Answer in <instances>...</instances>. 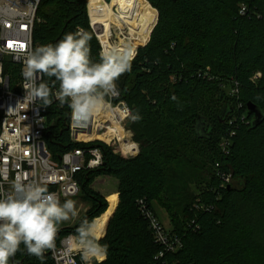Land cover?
I'll return each instance as SVG.
<instances>
[{"label":"trees","instance_id":"16d2710c","mask_svg":"<svg viewBox=\"0 0 264 264\" xmlns=\"http://www.w3.org/2000/svg\"><path fill=\"white\" fill-rule=\"evenodd\" d=\"M141 3L157 12L158 23L155 26V20L145 46L129 43L135 53L139 48L138 54L131 71L117 81L122 99L142 117L128 126L140 151L126 159L99 145L103 165L77 176L80 195L92 205L81 221L110 217L100 241L108 247L103 264H264V116L256 122L248 112L253 103L264 115V0ZM39 17L36 47L83 29L92 34L90 60L100 62L101 46L89 25L87 0H43ZM44 81L58 90L46 76ZM228 83L230 91L236 87L238 93L227 92ZM67 112L55 99L47 108L48 143L55 158L79 148L70 140ZM241 115L250 124L240 123L230 155L223 156L220 142L234 129L229 121ZM183 148L205 157L212 167L221 164L232 182L230 189L221 188L216 173L207 169V187L184 207L180 218L174 202L167 200L169 190L165 192L169 168L179 165ZM102 176L119 182L118 192L107 199L93 188ZM138 200H146L154 214L153 202H158L172 215V232L183 241L180 251L155 258L162 247L154 242ZM80 222L60 229L58 240L75 234ZM9 264L53 260L50 249L42 259L18 251Z\"/></svg>","mask_w":264,"mask_h":264},{"label":"built area","instance_id":"2783aa9c","mask_svg":"<svg viewBox=\"0 0 264 264\" xmlns=\"http://www.w3.org/2000/svg\"><path fill=\"white\" fill-rule=\"evenodd\" d=\"M42 1L0 0V79L3 80V83H0V192H9V181L19 175L26 181L36 179L45 183L48 190L56 193L63 201L66 198L75 199L80 196L81 185L77 179L79 173L95 170L103 165L100 144L108 146L114 154L126 159L136 158L139 154V146L134 143L133 134L128 128L131 108L122 99L118 89V95L108 99L109 109L94 116L84 128L72 127L70 108L67 103L61 105V109L64 107L68 109L66 120L70 140L79 145V148L67 151L58 158L54 157L48 143L50 129L47 109L37 111L36 105L23 101L24 78L21 72L28 53L36 47L34 34L37 25L41 22L39 11ZM89 3L90 0H87L88 21L101 46L102 57L105 54L102 38L104 33L101 24H94L92 21ZM94 10L97 16L101 12L100 8ZM246 11L247 6L243 5L241 13L245 14ZM117 33L114 30L107 41L117 45L120 42ZM138 49L134 59L137 57ZM260 77L261 74H258L257 78ZM241 107L242 105L239 106ZM240 123H249L246 115L229 121V126L234 129L222 139L221 155H230L232 138L236 136ZM127 142L137 145V149L131 148L127 151L125 149ZM215 168L216 176L221 181V188H227L232 182V174L223 172L219 163H216ZM138 205L149 222L154 242L162 247V251L155 258L159 259L166 253L180 251L183 248L181 237L163 226L146 200H138ZM74 235L69 234L59 240L57 235L56 245L50 249L53 264H82L78 252L68 251V245ZM105 261L106 259L98 264H103Z\"/></svg>","mask_w":264,"mask_h":264},{"label":"clouds","instance_id":"9594fccd","mask_svg":"<svg viewBox=\"0 0 264 264\" xmlns=\"http://www.w3.org/2000/svg\"><path fill=\"white\" fill-rule=\"evenodd\" d=\"M91 40V33L78 29L65 33L55 44L32 49L21 72L23 101L36 105L37 111L47 109L54 99L61 105L67 103L74 128L87 127L94 116L107 111L108 99L118 95L117 81L131 71L135 53L130 47L112 48L100 62H92ZM45 76L53 85L58 84V90L53 91L44 81ZM129 111L132 121L142 119L138 111ZM9 189L7 193L0 192V264H9L18 251L42 259L47 250L55 247L61 225L79 216L77 201H61L45 183L26 181L19 175L9 181ZM68 251L78 252L82 264L107 259L108 247L100 242L95 219L80 222Z\"/></svg>","mask_w":264,"mask_h":264},{"label":"rangeland","instance_id":"374dc122","mask_svg":"<svg viewBox=\"0 0 264 264\" xmlns=\"http://www.w3.org/2000/svg\"><path fill=\"white\" fill-rule=\"evenodd\" d=\"M143 12L147 15L146 18L147 25L145 26L142 35L137 37L135 36L133 37L134 39L131 40L132 43L136 42V46L140 45L141 47L145 46V44H147V42L150 40L149 38L151 37L150 35L152 33V30L158 23L157 22L158 18L156 20L157 12L155 14L154 12L147 11L145 8H143ZM155 20H156V24H155ZM126 35H128L127 37L131 36L128 34V32L118 34V36L120 37V41L122 39L125 41L124 36ZM129 43L126 42L127 47H130L132 49ZM231 86L232 85L228 83L226 86H224V89H226L228 92L231 90ZM236 91H238V89L235 87L230 92L231 94H236L237 93ZM130 123L132 124L133 121L131 120ZM186 149L187 148H183V153L181 154V156H179L181 158V159L179 158L180 159L179 165L175 164L174 166H170L169 168L168 176L170 181L168 184V188L165 192L167 194L169 190V195L167 196L168 198L167 200L171 199L172 202H174L175 209L178 210L177 212L179 213L178 215L180 218L183 217L182 212L184 211L183 210L184 207H186L187 204L192 202L194 197L200 196V194L202 193L201 191L205 190V188L207 187L206 183L208 182L209 179V173H208L209 171L207 169H212V174H214V172L216 173V168H215L216 165L212 167L210 163L207 162L205 157H202L200 155L197 156L195 155L196 153H194L191 149L189 150ZM188 158L191 159L190 162L189 160H187ZM118 184L119 182L117 179L109 176L108 177L102 176L96 179V181L93 184V188H95L96 191L104 195L107 199V196L109 194L118 192ZM164 199H166V197H164ZM74 200L77 201L79 216L71 221L63 223L60 229L67 227L69 228V226L76 225L82 220L83 216H85L91 210L92 205L91 203H89L90 201L85 199L82 195L75 198ZM153 206H154V210L156 211L155 214L159 218L163 226L167 228L168 231L170 232L173 231L175 226L172 221V215L167 210H165V208L162 205H160L158 202H153ZM109 220L110 217L108 216V221H107L108 224H109ZM105 236L106 234L104 235V237Z\"/></svg>","mask_w":264,"mask_h":264},{"label":"bare ground","instance_id":"6f19581e","mask_svg":"<svg viewBox=\"0 0 264 264\" xmlns=\"http://www.w3.org/2000/svg\"><path fill=\"white\" fill-rule=\"evenodd\" d=\"M91 19L94 24H101L102 32L104 33L103 44L105 54L109 49L119 47L121 50L127 48L126 42H131L133 37L143 34V30L147 24V15L143 12L144 6L141 0H90ZM96 8H100V14L95 13ZM117 34L128 32L130 37L124 36L117 45L107 41V38L112 36L113 31ZM123 36V35H121ZM137 149V145L132 142L126 143V150ZM107 216L96 218L100 228V239H102L107 229Z\"/></svg>","mask_w":264,"mask_h":264},{"label":"water","instance_id":"95a60500","mask_svg":"<svg viewBox=\"0 0 264 264\" xmlns=\"http://www.w3.org/2000/svg\"><path fill=\"white\" fill-rule=\"evenodd\" d=\"M157 25V24H156ZM248 112H251L255 115V118H256V122L257 121H260V119L264 116L263 115V112H261V110H259L257 108L256 105H254L253 103H249L248 104ZM228 189H230V185L228 186ZM113 216V215H112ZM112 219V218H111Z\"/></svg>","mask_w":264,"mask_h":264},{"label":"snow or ice","instance_id":"6c2138e0","mask_svg":"<svg viewBox=\"0 0 264 264\" xmlns=\"http://www.w3.org/2000/svg\"><path fill=\"white\" fill-rule=\"evenodd\" d=\"M9 47H11V43H9Z\"/></svg>","mask_w":264,"mask_h":264},{"label":"crops","instance_id":"0c3cea01","mask_svg":"<svg viewBox=\"0 0 264 264\" xmlns=\"http://www.w3.org/2000/svg\"><path fill=\"white\" fill-rule=\"evenodd\" d=\"M112 207V206H111Z\"/></svg>","mask_w":264,"mask_h":264}]
</instances>
